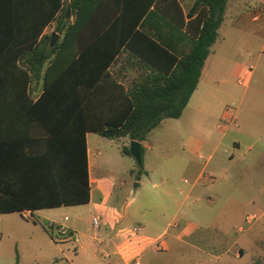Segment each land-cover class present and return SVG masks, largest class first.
I'll return each mask as SVG.
<instances>
[{
	"label": "trees",
	"instance_id": "trees-1",
	"mask_svg": "<svg viewBox=\"0 0 264 264\" xmlns=\"http://www.w3.org/2000/svg\"><path fill=\"white\" fill-rule=\"evenodd\" d=\"M228 2L196 0L190 15L199 11L202 28L181 59L167 40L137 32L144 50L160 60L155 61L126 45L148 9H139L127 30L125 22H115L132 16L119 0L117 5L110 0H48V16L44 7L37 23H21L15 1L0 0V213L33 215L42 208L89 203L86 132L143 142L164 119L180 118L198 86ZM70 6L76 19L58 22L55 32L63 37L51 47V35L40 37L48 21L67 17ZM123 46L152 70L128 90L108 72ZM40 79L43 91L35 99L31 84ZM118 111H123L121 117L114 119ZM62 144L69 150L62 151ZM123 152L131 155L130 147ZM143 159L142 146L141 167Z\"/></svg>",
	"mask_w": 264,
	"mask_h": 264
},
{
	"label": "crops",
	"instance_id": "crops-1",
	"mask_svg": "<svg viewBox=\"0 0 264 264\" xmlns=\"http://www.w3.org/2000/svg\"><path fill=\"white\" fill-rule=\"evenodd\" d=\"M14 1L19 9L18 17H20L19 21L21 23L39 22L38 16L40 10L43 13L44 7L46 8V17L48 16V0ZM110 1L111 4L117 5L116 0ZM119 1L123 2L122 5L131 10L132 16L123 20L116 19L115 22H122L123 24L125 22V24L128 25L127 27H129L127 30L130 29L132 23L136 21L137 11L139 9H148L142 18H138V24L133 31L131 30L132 33L128 36V44L126 45L129 46L131 43V45L141 49V53L153 57L155 61L160 60H156L153 56L154 54L149 49L144 50L142 43L139 41L140 38L137 32L148 35L155 34L167 40L175 47V51L172 53H174L178 59H181L184 55L189 53L192 42L199 36V32L202 28V23L197 19L199 11L190 15L196 0ZM241 3H246V0H229L226 12L230 6L236 10ZM151 12H155V14H149ZM247 17H250L248 23H246L247 18L244 19L243 16L241 17L239 13L235 12L232 22L227 25L224 16V21L219 29L217 40L210 47V54L203 67L198 86L192 94L182 116L178 118H185L191 131H198L207 136L211 135V138L208 139L206 143L189 137L185 144L188 152L193 155H197L205 147L209 149L214 147L215 153H221L219 154L218 161L213 163L212 170L206 173L205 171L208 168L207 164L201 167L195 161L190 160L187 162H164L158 167L145 163L139 171V176L143 175V177H148L150 180L151 178L161 180L163 183L161 185H153L154 191L150 197V205L148 204L149 206H145L144 209H138L133 206V199L128 201V198H126L121 205L117 206L111 203L113 196H116L117 199L120 200L119 194L114 195L116 194V189L113 187L115 186L114 180H112L111 186L98 177L97 170L104 164V160L100 157V153L97 154L94 152L90 144L94 137L101 135L94 132H86L91 198L89 203L82 205L94 204L97 215L92 217V221L95 217L99 218V227H94L99 233L89 235L87 232L80 230L77 225H64L73 232L74 239H66L62 242H57L54 238L52 239L50 234L51 241L55 242L63 255V257L55 259V264H159L158 259L161 256L173 251L170 243L164 239L170 233L173 226H177L176 222L179 220V215L184 208V200L194 197L196 202H199L210 196L214 199L213 197L215 196L212 194L214 192L213 190H218L216 185L218 179L226 177L228 173V171H224L223 169L221 172L220 168L226 161L231 163L235 155L240 156V162H244L243 168L255 167L264 157V98L261 97V101L258 98V95H264L262 86L254 87L250 97H248V92H245V94L239 98L232 91L228 92L220 89L219 86H221V82L225 81L220 71L223 67V61L220 58L215 61L212 57L216 55L218 51H229L230 55L238 57L245 52L251 54L259 49L261 51L259 55H263L264 0L261 1L259 6L253 11L248 12ZM75 19L76 17L74 15L72 16V12L68 13L67 17H58L57 20L53 18L51 21H48V25L45 27L40 39L45 35H51L52 37V35L56 33L55 30L59 21L62 23H70L74 22ZM168 21L173 27L167 24ZM41 22H44V20L42 19ZM224 27H227L229 30L227 36H222L220 34V31ZM49 29H51L53 33L49 34ZM57 34L59 35V42L63 35ZM132 41L135 42V44H132ZM116 60L117 61L108 68V72L111 77L125 87L126 90L132 88L135 82L140 80L143 75L152 72L148 66H145L141 62L142 58L134 55V53L127 50L125 46L121 48V54L117 56ZM233 65L235 73L239 75L238 82L249 88L251 78L254 74L253 66H243V64L239 62V58H235ZM41 82H43L44 85L43 79H40L39 81L33 82L31 87ZM101 83L104 86L105 81ZM229 96L239 100L237 112L235 110L238 126L224 124L227 120L224 101ZM34 98L37 99L38 96ZM122 112L123 111H118L113 115V118H120ZM212 129L221 131L223 134L222 139L217 141L216 136L211 132ZM70 130V128H67V131ZM231 130L230 141L224 143ZM123 138L128 140V143L131 144L128 137ZM145 142L146 140L140 142L143 147H145ZM258 144L261 145L258 147ZM59 147L62 151H65V149L69 150L70 148L69 145L63 144ZM232 165L236 166L235 164ZM187 172L191 179H193L192 181L188 178L184 180L181 179L180 175L182 173L186 174ZM182 182L188 185L186 189L181 187L180 184ZM142 184L143 180L140 178L137 186L139 187ZM125 188L126 183H123L120 189L124 192L123 189ZM133 193V190H130L128 195H132ZM183 195H185V198L181 200L180 196ZM206 201L208 204H214L209 199ZM44 209L51 208H42L33 211V214H37ZM211 210H213V208ZM11 213L23 215L20 212ZM2 214L7 213H0V215ZM171 236L174 242L182 241V238L177 233ZM72 244H75V249H79L80 252L76 250L73 252V255L65 254L62 247ZM228 252L229 251L226 253ZM147 254H152L153 259L146 260ZM244 254L245 248L238 247L235 250L234 257L240 259ZM213 260L218 261L219 256H213ZM201 263L206 264V262ZM250 264H264V257L257 256Z\"/></svg>",
	"mask_w": 264,
	"mask_h": 264
},
{
	"label": "rangeland",
	"instance_id": "rangeland-1",
	"mask_svg": "<svg viewBox=\"0 0 264 264\" xmlns=\"http://www.w3.org/2000/svg\"><path fill=\"white\" fill-rule=\"evenodd\" d=\"M263 0H246V3L235 10L231 6L225 15V23L232 22L235 12L250 21L248 12L253 11ZM227 27L222 28L220 34L227 36ZM53 33L49 29V34ZM260 49L249 53H243L235 57L229 51H218L213 55L215 61L220 58L223 61L222 78L220 89L232 91L236 96L242 97L248 92L250 97L256 86H262L264 90V52ZM239 58L243 66H253L254 74L250 81L249 88L238 82L239 75L235 73L234 60ZM220 84V83H219ZM32 96L37 97L43 91V82L33 85ZM264 95H258V98ZM261 101V99H260ZM226 111L228 108L239 107V100L231 96L224 101ZM217 141L222 139V132L212 129ZM224 141H230V134ZM193 137L204 143L211 138L198 131H191L185 118L166 119L162 125L149 134L144 143L143 162L155 167L165 163L195 161L201 167L208 165L207 170H212V165L219 159L214 147H205L197 155H193L186 149L185 142ZM91 147L95 153H100L104 164L98 168V177L106 184L112 186L114 180L116 196L112 197L111 203L121 205L126 198L134 200L133 206L144 209L150 205V197L153 193L154 184H163L161 180L139 176L141 166L132 155L123 152L124 147L131 146L124 138L110 139L103 136H96L91 140ZM261 144H258V147ZM240 156L235 155L232 162L226 161L220 168L228 171L226 177L218 179V190H213V197H208L214 204H208L207 199L196 202L194 197L184 200L185 195L180 196L184 200V208L180 213L176 227L173 226L165 241L170 243L173 251L161 256L159 264H250L257 256L264 257V157L253 168H243L244 162H240ZM235 164L236 166L232 165ZM241 166V167H239ZM170 170V168H169ZM94 172V169H93ZM94 176V173H93ZM139 176V177H138ZM181 179H191L189 173H182ZM140 178L143 180L141 186H137ZM193 179H191L192 181ZM126 183V188L120 189ZM180 184V183H179ZM183 189L188 185L180 184ZM210 185V184H209ZM120 189V190H119ZM133 190L132 195H128ZM179 192V191H178ZM149 204V205H148ZM213 208V210H211ZM186 212V214H185ZM97 215L94 204L82 206H70L61 208L44 209L37 214L21 215L7 213L0 215V264H55V259L63 257L59 247L51 241L48 225L52 223L62 225H77L80 230L89 235H95L92 217ZM69 220L66 221L65 218ZM158 217V216H157ZM28 218L35 219L36 222ZM179 234L181 242H174L172 234ZM56 233H53V236ZM238 247L245 248L242 258L234 257ZM65 254L73 255L75 244L62 247ZM229 251L228 253H226ZM80 252V251H79ZM75 254V253H74ZM219 256V260H213V256ZM153 259L152 254L146 255V260ZM67 264V263H60ZM150 264V263H149Z\"/></svg>",
	"mask_w": 264,
	"mask_h": 264
},
{
	"label": "built area",
	"instance_id": "built-area-1",
	"mask_svg": "<svg viewBox=\"0 0 264 264\" xmlns=\"http://www.w3.org/2000/svg\"><path fill=\"white\" fill-rule=\"evenodd\" d=\"M226 116H227V120L224 123L225 125L233 124L235 126H238V121L235 116V108L233 107L228 108L226 111ZM27 214L31 215L30 212H27ZM65 220L68 221V217H66ZM93 224H94V227L98 228L100 224L99 218L97 217L93 218ZM48 228L50 229L51 232L53 231V233H56L55 234L56 236H53V237L57 242H62L66 239L75 238L73 235V232L62 224L52 223L48 225Z\"/></svg>",
	"mask_w": 264,
	"mask_h": 264
},
{
	"label": "water",
	"instance_id": "water-1",
	"mask_svg": "<svg viewBox=\"0 0 264 264\" xmlns=\"http://www.w3.org/2000/svg\"><path fill=\"white\" fill-rule=\"evenodd\" d=\"M71 7H69V13L71 12ZM59 40V35L57 33H54L51 37V43L50 46L54 47ZM141 147L142 144L138 141H132L130 146V152L133 157L140 163L141 162Z\"/></svg>",
	"mask_w": 264,
	"mask_h": 264
}]
</instances>
